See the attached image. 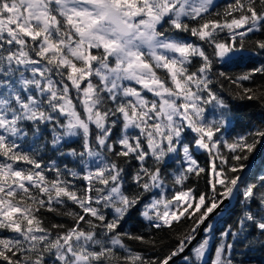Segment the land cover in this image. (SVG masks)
<instances>
[{
    "label": "snow or ice",
    "instance_id": "snow-or-ice-1",
    "mask_svg": "<svg viewBox=\"0 0 264 264\" xmlns=\"http://www.w3.org/2000/svg\"><path fill=\"white\" fill-rule=\"evenodd\" d=\"M213 9L214 0H0V264H170L199 231L213 232L206 221L230 213L231 200L236 231L221 233L213 264H235L237 243L264 248V173L244 179L264 121L225 138L234 109L214 87L223 78L233 98L264 103V90L243 84L264 62L215 71L264 54V39H245L264 32V0ZM202 173L210 194L185 187ZM134 211L154 230L191 224L161 255L154 239L123 229ZM44 212L71 223H46ZM209 242L186 261L202 262Z\"/></svg>",
    "mask_w": 264,
    "mask_h": 264
},
{
    "label": "trees",
    "instance_id": "trees-1",
    "mask_svg": "<svg viewBox=\"0 0 264 264\" xmlns=\"http://www.w3.org/2000/svg\"><path fill=\"white\" fill-rule=\"evenodd\" d=\"M234 2V0H217L214 3L213 12L216 11L223 12L225 6L229 3ZM186 39L197 42L196 38L185 36ZM246 41L264 39V32H257L255 34H250L249 37L245 38ZM245 59L241 63H217L215 71H226L230 75L237 76L245 72L252 71L253 68L259 67L262 62H264V54L257 55L254 53H245ZM245 87L253 88L254 90H264V75L255 74L253 79L243 82ZM215 89L224 96L225 99L233 106L235 119L230 125V136L228 133L225 134V138L234 139L240 134H245L248 131L253 130L256 126L260 124L261 121H264V103L260 100H238L233 98L231 92L235 90L236 86L230 84L228 81L221 78L215 85ZM193 134H190V136ZM73 147L79 148V143L75 139L68 141ZM260 146L250 157L251 163L253 159L259 152ZM259 157L256 159L255 163L252 164L248 174L244 177L246 181H251L254 173H264V147L261 150ZM223 152L227 154L228 149L224 148ZM196 159L201 166L208 167L210 157L200 150L196 152ZM171 163V162H170ZM217 163H219L217 161ZM24 166V165H20ZM179 167V161L172 164L170 171L175 170ZM178 187V186H177ZM186 188H194L197 193L209 192V186L206 182L205 175L202 173L200 177L190 175L189 179L185 181ZM167 192L165 193L168 196L172 195V192L175 189L172 187L169 182L167 185ZM210 194V192H209ZM69 207H73L69 204ZM43 215L46 217V223L55 222V223H71V221L66 217L56 216L51 212H44ZM240 215V204L237 203V200L234 201L233 206L230 208V213L227 212L225 217L221 218L213 228L211 234H205L200 240L205 239L206 236L210 235V250L208 252L207 260L199 262V264H213L215 250L218 247L219 243L223 239L221 233L225 231H236V220ZM191 221L182 219L180 223H174L172 229L164 228L161 230H154L149 227L148 221H146L142 216L137 212H133L131 218L128 220V223L123 225L125 231H130L136 234H143L146 238L154 239L157 242V249H160V254L163 255L167 253L171 248H174L177 244V238L185 232L190 227ZM209 238V237H208ZM197 241L195 245L199 242ZM162 242V244H161ZM131 247L136 250L144 253L148 256H153L156 252L151 248L150 245H145L136 241H127ZM194 245V246H195ZM193 246V247H194ZM193 249V248H192ZM232 256L234 258L235 264H264V248L255 246L248 248L242 243H237ZM185 257L195 258L193 251L191 250L186 256L180 258L177 262L173 264H191V261H186Z\"/></svg>",
    "mask_w": 264,
    "mask_h": 264
},
{
    "label": "water",
    "instance_id": "water-1",
    "mask_svg": "<svg viewBox=\"0 0 264 264\" xmlns=\"http://www.w3.org/2000/svg\"><path fill=\"white\" fill-rule=\"evenodd\" d=\"M263 147H264V145H260L259 152L257 153V155L255 156V158H254L253 161H252L253 163H255L256 159L259 157L260 152H262L261 150L263 149ZM253 163H251V165H252ZM249 170H250V169H249ZM249 170L246 171V172L244 173V177L248 174ZM234 201H235V200L225 201V204L228 205V207H229V209H230L231 206H233ZM226 213H227V212H224V213H217V214H215L213 217H210L209 221H206V223H212V224H213V228H214V226L217 224V222H218L219 220H221V218L225 217V214H226ZM201 227H203V226H201ZM205 234H207V233L204 232V231H199V234L197 235V239H196V241H194L191 245H189V247L185 250L184 253H181L179 256L175 257V258L173 259V261L170 262V264H173V263L177 262L178 260H180V258H183L184 256H186V255L192 250V248H193V246L196 244V242L199 241V240H200Z\"/></svg>",
    "mask_w": 264,
    "mask_h": 264
},
{
    "label": "rangeland",
    "instance_id": "rangeland-1",
    "mask_svg": "<svg viewBox=\"0 0 264 264\" xmlns=\"http://www.w3.org/2000/svg\"><path fill=\"white\" fill-rule=\"evenodd\" d=\"M216 1H217V0H214V3H215ZM209 118H211V114L209 115ZM208 237H209V236H206L205 238H208ZM210 240H211V239H210ZM201 241H202V240H200V242H201ZM198 244H199V243H198ZM198 244H197V245H198ZM195 246H196V245H195ZM195 246H194V247H195ZM194 247H193V248H194ZM209 250H210V242H209V248H208V251H207V253H206V255H205L204 259H203V262L207 260L206 258H207V256H208V252H209ZM193 254H194V252H193ZM214 257H215V256H214Z\"/></svg>",
    "mask_w": 264,
    "mask_h": 264
}]
</instances>
